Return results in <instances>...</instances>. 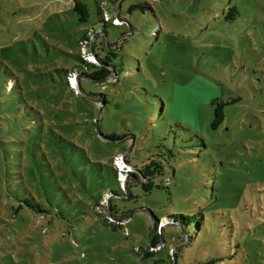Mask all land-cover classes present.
Returning a JSON list of instances; mask_svg holds the SVG:
<instances>
[{
  "label": "rangeland",
  "instance_id": "374dc122",
  "mask_svg": "<svg viewBox=\"0 0 264 264\" xmlns=\"http://www.w3.org/2000/svg\"><path fill=\"white\" fill-rule=\"evenodd\" d=\"M82 1L86 22L74 0H0V264H264V0L103 1L124 70L81 86L106 95L100 128L123 142L57 72L103 65L79 43L103 28ZM216 99L239 100L213 129ZM166 149L147 193L124 155L136 167Z\"/></svg>",
  "mask_w": 264,
  "mask_h": 264
},
{
  "label": "trees",
  "instance_id": "16d2710c",
  "mask_svg": "<svg viewBox=\"0 0 264 264\" xmlns=\"http://www.w3.org/2000/svg\"><path fill=\"white\" fill-rule=\"evenodd\" d=\"M103 1L104 0H97L96 1L98 14L100 15L99 23L101 24V26H103V28H100L97 32H95L94 29H90L86 33H84L83 36L81 37V39L79 40V43L82 41L83 42H89V44H91V46L92 45L94 46V53L103 65H97L96 63L90 62L86 59L81 58V56H78V58L83 63V67L81 66V69H79L78 67H75L72 69H67V68L57 69V72H59L60 74L63 73L65 75V77H66L65 80H66L67 84H68V77H69L68 74L69 73L75 74L78 77H80L79 78V85H80V88H81L83 94L90 96L92 99H94V102L97 104V112L99 111L98 124H99V129L101 132H102V130L100 128L99 121H100V115L102 114L104 106L107 103L106 98H105L106 95L104 93H101V92L100 93H92V92L85 93L83 90V87L81 86V77L86 78V79H90L94 82H101V80H105V79L109 78L111 75H114V76H116L115 79L118 80L119 79L118 72L124 70V62L122 60V57L120 56V48H121L122 43H120V45H118V47H116L115 49L108 48V46L105 43V37H107L106 26L109 23L113 25V23L105 21V11H104V6H103ZM138 5H139L140 10L145 11L144 10L145 8L141 3H138ZM73 7H74L75 12H77V14L79 16V21L86 22L89 20L90 8L86 2H83L82 0H74ZM120 9H121V6H120ZM228 12H229L230 17H234V15L237 13V8L235 6H232L229 8ZM94 38H97V40ZM97 49L102 51V55L96 53ZM13 86H11L12 89H13ZM238 100L239 99L223 101L220 99H216V100L211 102V104L213 106V118L211 121V126L213 129H217L224 122V120H225L224 107L231 104V103L237 102ZM86 102L90 103V105L92 107H94V104L91 101L87 100ZM163 105L164 104H161L160 108H162ZM97 112H96V114H97ZM153 112H155V109H153ZM94 125L96 126L95 120H94ZM102 134H103V132H102ZM104 135L108 138L107 141H110V142H123L124 138H126L128 136L133 137V134L130 132H124V133L112 132L110 134H104ZM166 150L167 151H162L161 155L160 154H154V155L149 156L140 166H136V167L131 165V162L129 160V155L125 156L126 161L131 166H133V168L135 169L134 172L131 171L128 174H130L131 177L135 178L138 182H140L142 189L147 193H149L153 189V187L155 186V184H156L155 180L158 177L163 176L166 172V167L168 165V162H167L168 158L164 157L163 155L166 154L169 157L171 156L168 154L169 152L171 154V150L170 149H166ZM115 174H116V172H115ZM122 175H123V173H122ZM131 179L132 178H130L128 186H131V184H132ZM132 197H133V195H132ZM25 204L27 206L31 207V209L35 212H39V213L44 212L43 208L37 203L33 204L32 202L26 200ZM109 209L112 211V213L115 212L116 217H117V214L119 212L117 207L115 205H110ZM111 216L115 217L114 214H111ZM118 218L119 219H127V213L124 212ZM155 220L157 222L158 219L156 218ZM161 241H162V238H161L160 233H157L156 235H154L151 238V243L153 245L158 244ZM220 261H223V259L218 258V257L217 258L213 257V258H210L204 262H200V264H218V262H220ZM170 264H174V259H173V261L171 259Z\"/></svg>",
  "mask_w": 264,
  "mask_h": 264
},
{
  "label": "water",
  "instance_id": "95a60500",
  "mask_svg": "<svg viewBox=\"0 0 264 264\" xmlns=\"http://www.w3.org/2000/svg\"><path fill=\"white\" fill-rule=\"evenodd\" d=\"M118 10H120V4H119V7H118ZM131 11V9L129 10V12ZM91 49H92V52L94 53V48H93V45L91 46ZM98 59V58H97ZM98 61L99 62H101L99 59H98ZM78 88H79V90L81 91V93H83L82 92V90H81V88H80V85H79V82H78ZM98 116H99V111L97 112V114H96V116H95V123H96V126H95V129H96V131H97V133L99 134V135H101L102 137H104L106 140H108V138L104 135V134H102V132L100 131V129H99V124H98ZM133 137H132V141H133ZM124 161L129 165V166H131L127 161H126V159H125V155H124ZM133 167V166H132ZM129 173V172H128ZM126 176H128V175H126ZM109 212H110V210H109ZM110 217H113V216H111V214H110ZM115 218V217H114ZM118 220H126V219H118ZM153 230L155 231V227H153ZM174 264H176V261H174Z\"/></svg>",
  "mask_w": 264,
  "mask_h": 264
},
{
  "label": "built area",
  "instance_id": "2783aa9c",
  "mask_svg": "<svg viewBox=\"0 0 264 264\" xmlns=\"http://www.w3.org/2000/svg\"><path fill=\"white\" fill-rule=\"evenodd\" d=\"M117 162H118L117 166H119V168H121V167H120V164H123V163H122V160L119 159ZM125 166H126V165H125ZM126 169H127V167H125V170H126Z\"/></svg>",
  "mask_w": 264,
  "mask_h": 264
},
{
  "label": "bare ground",
  "instance_id": "6f19581e",
  "mask_svg": "<svg viewBox=\"0 0 264 264\" xmlns=\"http://www.w3.org/2000/svg\"><path fill=\"white\" fill-rule=\"evenodd\" d=\"M120 167H121L120 169L124 172L125 171V167H126L125 164H120Z\"/></svg>",
  "mask_w": 264,
  "mask_h": 264
}]
</instances>
